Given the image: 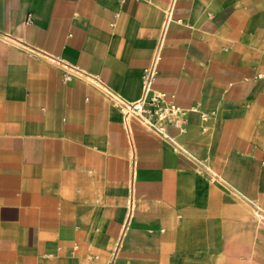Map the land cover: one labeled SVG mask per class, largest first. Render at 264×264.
<instances>
[{"label": "crops", "instance_id": "0c3cea01", "mask_svg": "<svg viewBox=\"0 0 264 264\" xmlns=\"http://www.w3.org/2000/svg\"><path fill=\"white\" fill-rule=\"evenodd\" d=\"M0 264H264V0H0Z\"/></svg>", "mask_w": 264, "mask_h": 264}, {"label": "built area", "instance_id": "2783aa9c", "mask_svg": "<svg viewBox=\"0 0 264 264\" xmlns=\"http://www.w3.org/2000/svg\"><path fill=\"white\" fill-rule=\"evenodd\" d=\"M29 22L32 19H28ZM34 53H38L33 51ZM78 74L84 75L81 71ZM154 73L146 71L144 74L145 90L151 92V84L154 79ZM66 81L73 79L72 73H67L64 77ZM96 83L109 97H111L119 106L125 109L128 113L138 116L143 123L155 130L157 133L171 139L166 131L164 123L177 128L183 129L184 120L187 115L186 110L176 106L172 101L168 100L166 93H153L149 98H144L136 103H127L120 96L114 93L107 85L96 78H93Z\"/></svg>", "mask_w": 264, "mask_h": 264}, {"label": "bare ground", "instance_id": "6f19581e", "mask_svg": "<svg viewBox=\"0 0 264 264\" xmlns=\"http://www.w3.org/2000/svg\"><path fill=\"white\" fill-rule=\"evenodd\" d=\"M131 214V213H130Z\"/></svg>", "mask_w": 264, "mask_h": 264}]
</instances>
